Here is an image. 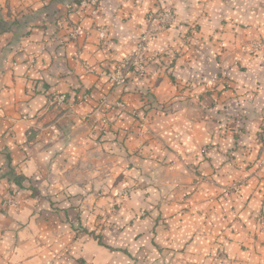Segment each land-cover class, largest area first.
<instances>
[{
	"label": "crops",
	"instance_id": "crops-1",
	"mask_svg": "<svg viewBox=\"0 0 264 264\" xmlns=\"http://www.w3.org/2000/svg\"><path fill=\"white\" fill-rule=\"evenodd\" d=\"M98 1L94 15L79 0H0V264H264V45L247 53L264 0ZM170 5L176 28L113 88L107 74ZM55 95L67 103L50 107ZM147 99L159 111L144 125Z\"/></svg>",
	"mask_w": 264,
	"mask_h": 264
},
{
	"label": "rangeland",
	"instance_id": "rangeland-1",
	"mask_svg": "<svg viewBox=\"0 0 264 264\" xmlns=\"http://www.w3.org/2000/svg\"><path fill=\"white\" fill-rule=\"evenodd\" d=\"M164 9H171L172 12H174V15H175V7L172 6V5H170V6H166V7L162 8L158 13L151 15V16L146 20L145 28H144L143 32L141 33V35H140V37H139V39H138V42H137V46H136L135 51L129 54V55L134 54V53L138 50V48H139V44H140V39H141L143 33H144L146 30L148 31V34H149V32H150V34L148 35V42H147L146 45H145V58H146V63H145V65H143V66H142L141 68H139L138 70L132 72V73L130 74V76H128V77L126 78V80L124 81V83L121 84V85H114V84L112 83V81L110 80V78H109V74H110V73H114V72H116V70L110 72L109 74H107L108 80H109V82L111 83V85H112L113 88H120V87L124 86L125 83H126V81H127L132 75H141V74L143 73V71H144V68L147 66V64L149 63V60H150V56H149V46H150L151 41H153L154 39L159 38L163 33L168 32V31H170V30L173 29V28H174V29L176 28V25H177L176 16H175L174 19H173V23H172L171 25H168V26H161V25H159L157 22H156V23H153V21H154L153 17H154L155 15H158V14L162 13V12L164 11ZM194 28H196V27H194ZM192 30H193V27H191V32H192ZM191 32L189 31V32L185 33V35L182 37L181 44L186 45V44H188V43L190 44V43L192 42L193 35H192ZM263 40H264V38H262V39H260V40L253 41L252 43H250V49H249V51L247 52L248 55H250V56H254V55L256 54L257 50H258L262 45H264V43H262L260 46L257 47V44L260 43V42H262ZM129 55H127L126 57H128ZM124 58H125V57H124ZM124 58H123V59H124ZM123 59H122V60H123ZM118 64H120V62H119ZM149 105H152V103H149ZM57 106H59V105H57ZM117 106H118L121 110H125V109H126V104H125V103L119 102V103L117 104ZM153 107H154V106H151V107L148 106V99H147V100H143V109H144V113H143L142 115H141V114H134V115L137 116V117L142 118L141 123L144 124V125H146V124H147V119H146V118L148 117V110H151V109L154 110V109H155V110H158V111H159V109H156L155 107H154V108H153ZM263 122H264V117H263L262 122H261V130H262ZM98 130H99V132H98V134H99L98 138H99V139H98V140L101 141V140H103V137H106V142L109 141V140H107V137H108V133L110 132V129H109L106 125H104L103 128L100 127ZM261 130H260V132H261ZM259 138H260V133H259V136H258V142L260 143ZM143 140H144V139H143ZM143 146H144V142L142 141V142L140 143V145H139L138 147H136L133 151H131L130 153H129V151H126L125 154L120 155V157H122V158H124V159H129V157L131 158L133 155H137V154H139V153L142 151ZM260 146H261V143H260ZM108 148H109V147H108ZM262 148H263V147L261 146L258 161H259V159L261 158V156L263 155V149H262ZM109 150H110V151L108 152V154H110V152L116 153V150H115L114 148H109ZM106 153H107V150H106ZM204 153H205V151H204ZM179 155H180V153H177V154H176V158L180 159V158H179V157H180ZM138 157H139V158H140V157H141V158H144L143 155H140V156H138ZM258 161H257V164H256V170H255L256 175H257L259 172H261V169L258 168ZM169 165H170L171 167H176V166L178 165V162H177V160L175 159V160L171 161ZM106 181H107V180H106ZM116 181H117V180H115V181H113V182H116ZM203 181H205V180H203ZM245 183H246L245 180H244V181H238V182H236V183L233 182V184L228 188L227 191H228L229 193H237V192H239V191L241 190V188L245 185ZM107 186H108V185H107V183H106V187H107ZM136 189H137V185H133V184H132V185H127V186L121 185V188L118 189L117 192H115L112 196L110 195L111 200H112V202H113L115 205H116V204H119V202L131 198V197L133 196V193L136 191ZM106 196H108V195H103V197H106ZM12 204H13V206H15V205H17L18 203H17V201H12ZM116 206H117V205H116ZM106 213H107V212H106ZM146 215H147L146 210H142V211L140 212V214L137 216V219H139L140 217H145ZM261 220H264V218H262ZM262 229L264 230L263 227H262Z\"/></svg>",
	"mask_w": 264,
	"mask_h": 264
},
{
	"label": "built area",
	"instance_id": "built-area-1",
	"mask_svg": "<svg viewBox=\"0 0 264 264\" xmlns=\"http://www.w3.org/2000/svg\"><path fill=\"white\" fill-rule=\"evenodd\" d=\"M81 6L84 7H91L93 8L92 14L96 15L99 10V1L98 0H82ZM68 10H70V5L67 6ZM175 15L174 12H172L171 9H164V11L158 15H155L153 17L154 21L153 23H158L161 26H168L173 23ZM68 17H63L61 20L58 21V27L65 29L68 27ZM81 31L78 28H75L70 35L75 38L76 35L80 34ZM150 34V32H149ZM148 31L146 30L141 39H140V44L138 50L134 53L129 55L128 57H125L123 60L120 61V64H118V68L116 69V72L110 73L109 78L112 81L114 85H121L124 83L126 78L130 76V74L139 68H141L143 65L146 63V58H145V45L148 42ZM106 32L101 31L100 33V38L105 39ZM262 43H264V40L260 43L257 44V47L260 46ZM82 55V51L78 53L77 61L80 62V57ZM83 65V64H82ZM85 69L90 72V67L83 65ZM67 103V99L64 95H55L51 98L50 100V107L54 106H61ZM260 143L261 146L263 147V155L258 161V168L261 169V171L264 170V122L262 125V130L260 132ZM262 225L264 228V220H262Z\"/></svg>",
	"mask_w": 264,
	"mask_h": 264
},
{
	"label": "trees",
	"instance_id": "trees-1",
	"mask_svg": "<svg viewBox=\"0 0 264 264\" xmlns=\"http://www.w3.org/2000/svg\"><path fill=\"white\" fill-rule=\"evenodd\" d=\"M82 0H79V4H81Z\"/></svg>",
	"mask_w": 264,
	"mask_h": 264
}]
</instances>
